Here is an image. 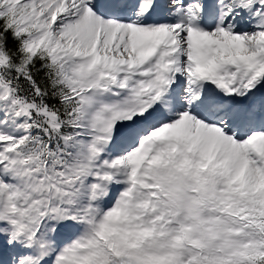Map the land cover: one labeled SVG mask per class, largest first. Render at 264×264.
I'll list each match as a JSON object with an SVG mask.
<instances>
[{
	"label": "snow or ice",
	"instance_id": "obj_1",
	"mask_svg": "<svg viewBox=\"0 0 264 264\" xmlns=\"http://www.w3.org/2000/svg\"><path fill=\"white\" fill-rule=\"evenodd\" d=\"M0 264H264V0H0Z\"/></svg>",
	"mask_w": 264,
	"mask_h": 264
}]
</instances>
